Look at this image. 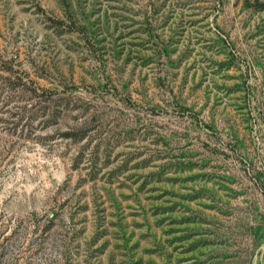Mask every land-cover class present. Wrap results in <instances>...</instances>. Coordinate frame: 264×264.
<instances>
[{
	"label": "rangeland",
	"instance_id": "374dc122",
	"mask_svg": "<svg viewBox=\"0 0 264 264\" xmlns=\"http://www.w3.org/2000/svg\"><path fill=\"white\" fill-rule=\"evenodd\" d=\"M0 264H264V0H0Z\"/></svg>",
	"mask_w": 264,
	"mask_h": 264
}]
</instances>
